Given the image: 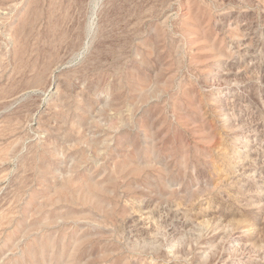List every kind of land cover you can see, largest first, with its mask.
I'll return each mask as SVG.
<instances>
[{
    "label": "rangeland",
    "instance_id": "1",
    "mask_svg": "<svg viewBox=\"0 0 264 264\" xmlns=\"http://www.w3.org/2000/svg\"><path fill=\"white\" fill-rule=\"evenodd\" d=\"M0 264H264V0H0Z\"/></svg>",
    "mask_w": 264,
    "mask_h": 264
}]
</instances>
